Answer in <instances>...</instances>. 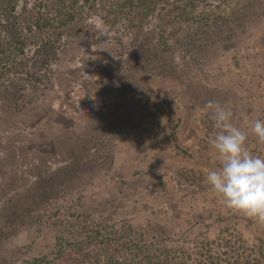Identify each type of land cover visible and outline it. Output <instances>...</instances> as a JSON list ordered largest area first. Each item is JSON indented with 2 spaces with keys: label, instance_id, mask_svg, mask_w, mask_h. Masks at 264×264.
Segmentation results:
<instances>
[{
  "label": "rangeland",
  "instance_id": "1",
  "mask_svg": "<svg viewBox=\"0 0 264 264\" xmlns=\"http://www.w3.org/2000/svg\"><path fill=\"white\" fill-rule=\"evenodd\" d=\"M151 1L144 6L137 0H89L76 26L42 38L50 46L37 48L32 62H26L29 75L16 83L19 89L0 97L1 111L18 107L21 120L46 124L47 134H35L41 142L49 140L53 123L63 122L71 102L88 107L73 117L94 115L95 121L88 138L63 148L60 165L51 160V165L31 167L27 160L23 168L22 147L9 143L15 134L7 144L0 142L9 160L17 150L20 171H26L14 181L28 180V192L1 209L0 264H73L75 254L86 249L85 235L122 224L152 227L169 244L194 242L205 248L204 241H212L220 253L264 243V223L224 207L207 173L192 167V145L184 150L176 144L184 109L178 82L183 80L189 104L193 95L203 94L197 106L204 117L203 144L215 131L209 113L204 115L205 104L214 100L231 108L233 124L250 134L249 152L264 156V142L251 131L252 121L264 119V0H184L176 9L166 5L174 0ZM18 7L8 32L19 40L41 39L35 28L29 30L30 22L44 18L40 8L55 7L45 0H20ZM5 29L0 25V40ZM95 68L102 83L87 86L82 80ZM69 69L76 83L71 95L63 93ZM10 73L0 70V89L8 86ZM193 78L202 84H193ZM109 91L114 102L107 100ZM249 95L255 96L253 102ZM101 96L104 104L98 106ZM29 99L32 106L26 105ZM49 103L54 112L46 108ZM194 117L184 112L180 135L193 126ZM123 128L129 131L116 141ZM184 161L191 167H181Z\"/></svg>",
  "mask_w": 264,
  "mask_h": 264
},
{
  "label": "trees",
  "instance_id": "2",
  "mask_svg": "<svg viewBox=\"0 0 264 264\" xmlns=\"http://www.w3.org/2000/svg\"><path fill=\"white\" fill-rule=\"evenodd\" d=\"M45 1L51 2L55 8L49 11H45L44 7L40 8L41 11H44V18H41L40 21L30 22L32 27H29V30L35 28L39 31V34L42 35L41 39L24 37L23 40H19L18 36L13 37L8 31L12 29V25L20 14L18 10L20 0H0V7H2L3 10V14H0V25L6 28L3 38L0 40V70L11 72V78L7 76L8 78L6 79L8 80H5L8 86H4L0 89V97L6 98L10 91H17V89H19L16 83L19 80H25L23 78L29 75L27 69L24 68L26 62H32L31 58H35L33 56L36 54L37 48L47 49L50 46L49 43H42V40L45 37L76 26L82 19V16H85V8L89 3V0ZM183 1L184 0H174L166 5L176 9L178 8V4ZM138 3L140 5L141 1H138ZM142 3L150 5L152 1H142ZM19 69L21 71H19ZM70 71L69 69V75L67 74L65 76L69 86L67 89L63 90V93L71 95L74 92L70 90H73L76 83L70 81ZM97 71V68L92 72L86 71L89 78L84 82L83 77L80 76L83 79L82 82L87 86L91 85V87L94 86L95 83L98 84L99 81L101 84L103 77L98 74ZM49 84L50 82H47V87H50ZM25 98H28V96ZM40 98L41 97H39L37 101ZM115 98L116 96L109 91L107 100L114 102ZM30 100L31 99H29L26 105L32 106L34 104L33 100H31L32 102ZM73 104L74 102H71L72 107L70 106L69 108L66 106L64 110L65 119H63V122H55L51 126L54 128H49L51 131V134H48L50 138L45 142L39 141L38 138L35 137V134H37V132L47 134L45 130L47 128L45 127L46 124L43 125V122L40 123L38 119H33L31 121L28 120L29 118L27 120H21V116H19L20 109L18 107L12 108L2 106L3 108L1 111L0 106V117L2 115L6 116L4 121L0 119L1 145L2 143L7 144L8 141L12 140L10 134H15V138L9 143L13 148H16L18 145L22 147L23 158L26 161L23 168L27 165V160L29 161L28 165L31 167L51 165V160L60 165L63 163V148L72 146L74 141L80 143L83 139L88 138L89 133H91L89 129H91L92 125L95 123L94 115H90L88 118L83 117L82 119L73 117V114L86 113L85 109L88 108L86 104H84L82 108L75 107V104ZM103 104L104 99L101 96L98 106ZM111 106L113 107V105ZM46 108L50 109L51 104H47ZM70 108L72 110H70ZM51 110L52 108L50 111ZM93 111L96 112V107L93 108ZM28 112H31V110ZM14 117L17 118L15 119L16 122L12 121ZM104 118L105 117L101 118V115H99V119ZM95 126H97V124H95ZM20 134V139H18V135ZM33 136L35 138H33ZM11 155L14 161L13 159L9 160L10 155L2 153L0 150V212L2 211L1 209H3V211L6 210L13 200H16L28 192V187H26L28 186V180L20 185V182H18L20 179L17 181L13 179L14 177L18 178L20 175L26 174V171H24V173L20 171L21 165L18 163L19 156L17 150L12 152ZM6 160L8 161L5 164ZM150 228L146 227L143 229L133 227L129 224H122L119 227L112 225L107 232L96 230L90 235H85L86 238L81 244L83 245V249H86L80 254H75L77 257L73 264H264L263 242H259V246L256 248L239 246L233 251L230 250L227 253H220L213 250V246L218 245L212 241H204L205 248L202 247V243L198 246V244L194 242L190 245L169 244V239L158 237ZM155 228L159 229V231H163L158 225H156ZM59 260L60 258L54 259L55 262Z\"/></svg>",
  "mask_w": 264,
  "mask_h": 264
},
{
  "label": "clouds",
  "instance_id": "3",
  "mask_svg": "<svg viewBox=\"0 0 264 264\" xmlns=\"http://www.w3.org/2000/svg\"><path fill=\"white\" fill-rule=\"evenodd\" d=\"M205 108L215 130L210 145L221 158L218 168L207 173L208 185L224 207L264 223V156L249 152L248 134L233 124L231 108L214 100ZM251 131L264 142V119L252 121Z\"/></svg>",
  "mask_w": 264,
  "mask_h": 264
},
{
  "label": "crops",
  "instance_id": "4",
  "mask_svg": "<svg viewBox=\"0 0 264 264\" xmlns=\"http://www.w3.org/2000/svg\"><path fill=\"white\" fill-rule=\"evenodd\" d=\"M193 81V84L195 83H199V84H202V81H200V79H195L193 78L192 79ZM179 84H181V87L179 88V97H180V103L182 105V108H184L182 111H181V118H179L177 120V141H176V144L180 147H182V149H186V145L188 146L189 144L192 145V152L190 151V153H192L191 157H190V161L192 163V167H195V166H198L197 168V171L199 172H202V173H208L209 170H211L210 168L212 169H215V168H218L219 164H220V160L221 158L219 157V155L216 153L215 149L212 148V146L210 145V138L207 139V141L203 144V137L201 136V131H202V121H203V118L201 119L199 117V113L200 110L197 109V106H198V100L203 96V94L201 96H195L193 95L192 97V101L191 103L189 104L188 101H187V95H185L184 93V87H183V80L181 82H178ZM205 91H207L205 89ZM208 93L210 94V92L208 91ZM208 94V95H209ZM248 97V96H247ZM255 99V96L253 95H249V99L248 101H251L253 102V100ZM191 106H193L192 108H190ZM189 111H191V113L194 112V118H195V121H193V126H191L190 129H187L186 131V134L184 136L180 135L179 134V131L181 129V132H184L185 130V127H184V112L185 113H188ZM199 111V112H198ZM207 113L209 112H206L204 115H206ZM150 117V116H149ZM148 117V118H149ZM144 120H148L147 118H145ZM246 125V124H245ZM244 127V125H243ZM245 130V129H244ZM129 131L128 129H123L121 133H119L118 135L115 136L116 138V141H118L124 134L125 132ZM248 134V133H247ZM248 141L250 140V134H248ZM247 147H248V144H247ZM201 151V154L200 152H197V151ZM207 151V152H205ZM205 152L206 155H202V153ZM181 154V156L183 157V159H186L184 157V153L182 151L179 152ZM200 155H201V158H200ZM188 159V158H187ZM202 160L203 163L204 162H207L208 163V166L210 167H205L204 165H202L199 161ZM189 160V159H188ZM208 160V161H207ZM181 167H191V165H187V162L184 161L183 164L181 165ZM167 191V190H166Z\"/></svg>",
  "mask_w": 264,
  "mask_h": 264
},
{
  "label": "flooded vegetation",
  "instance_id": "5",
  "mask_svg": "<svg viewBox=\"0 0 264 264\" xmlns=\"http://www.w3.org/2000/svg\"><path fill=\"white\" fill-rule=\"evenodd\" d=\"M137 1H143V2H145V1H147V0H137ZM137 3V2H136ZM144 6H146V3H144Z\"/></svg>",
  "mask_w": 264,
  "mask_h": 264
}]
</instances>
